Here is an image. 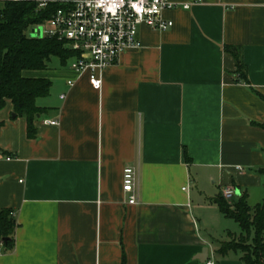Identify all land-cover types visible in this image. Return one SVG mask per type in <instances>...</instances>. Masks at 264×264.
I'll use <instances>...</instances> for the list:
<instances>
[{"label": "crops", "instance_id": "1", "mask_svg": "<svg viewBox=\"0 0 264 264\" xmlns=\"http://www.w3.org/2000/svg\"><path fill=\"white\" fill-rule=\"evenodd\" d=\"M170 1L191 5L138 26L100 86L75 56L22 72L51 85L32 137L0 109V209L17 222L0 264H243L219 252L240 226L214 200L264 199V0Z\"/></svg>", "mask_w": 264, "mask_h": 264}, {"label": "trees", "instance_id": "2", "mask_svg": "<svg viewBox=\"0 0 264 264\" xmlns=\"http://www.w3.org/2000/svg\"><path fill=\"white\" fill-rule=\"evenodd\" d=\"M58 7L55 2L38 7L37 0H0V109L10 100L15 116L26 118L30 137L35 135L33 121L42 110L36 100L48 95L51 83L43 78L24 77L22 72L42 68L52 56L63 60L75 56L56 38L30 36ZM225 48L234 54L238 72L243 74L239 53L233 47ZM231 199L220 193L214 202L224 216L240 226V233L230 237L240 242L222 243L219 252L237 250L242 253L243 264H264V199L253 207L247 204L246 195ZM16 227L15 212L0 209V251L13 249Z\"/></svg>", "mask_w": 264, "mask_h": 264}, {"label": "built area", "instance_id": "3", "mask_svg": "<svg viewBox=\"0 0 264 264\" xmlns=\"http://www.w3.org/2000/svg\"><path fill=\"white\" fill-rule=\"evenodd\" d=\"M37 1L38 7H44L49 2L59 4L51 17L38 26L42 27L43 36L62 41L75 53L71 67L79 74L87 72L89 80L97 86L101 85L104 69L115 64L124 51L140 46L138 26L165 31L173 22L163 16L164 12L175 8L189 9L191 5L170 0ZM134 181V168L124 167L122 190L132 193ZM224 196L230 199L233 191L226 189ZM128 202L135 203V196L130 195Z\"/></svg>", "mask_w": 264, "mask_h": 264}, {"label": "rangeland", "instance_id": "4", "mask_svg": "<svg viewBox=\"0 0 264 264\" xmlns=\"http://www.w3.org/2000/svg\"><path fill=\"white\" fill-rule=\"evenodd\" d=\"M41 26H38V27H35L34 28V34L31 32L30 33V36H32V37H39L37 34H38V29L40 28ZM41 29H42V27H41ZM40 33H41V35L43 36V30H41L40 31ZM232 200V199H231ZM236 240V241H235ZM234 243V244H236L235 242H240L238 239H235V237L231 240V238L230 239H228L226 242H224V243ZM237 244H240V243H237Z\"/></svg>", "mask_w": 264, "mask_h": 264}, {"label": "water", "instance_id": "5", "mask_svg": "<svg viewBox=\"0 0 264 264\" xmlns=\"http://www.w3.org/2000/svg\"><path fill=\"white\" fill-rule=\"evenodd\" d=\"M41 30H43V29H41V27H40V28L38 29V34H37L39 37L42 36L41 33H40ZM32 33L34 34V30H32ZM34 35H35V34H34ZM12 116L14 117L15 114H12Z\"/></svg>", "mask_w": 264, "mask_h": 264}]
</instances>
